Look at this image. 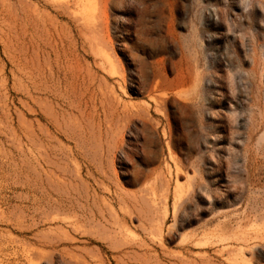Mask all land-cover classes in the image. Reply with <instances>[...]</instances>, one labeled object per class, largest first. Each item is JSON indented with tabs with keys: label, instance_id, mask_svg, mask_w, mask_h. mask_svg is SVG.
<instances>
[{
	"label": "rangeland",
	"instance_id": "obj_1",
	"mask_svg": "<svg viewBox=\"0 0 264 264\" xmlns=\"http://www.w3.org/2000/svg\"><path fill=\"white\" fill-rule=\"evenodd\" d=\"M77 2L0 0V264H264V0Z\"/></svg>",
	"mask_w": 264,
	"mask_h": 264
},
{
	"label": "bare ground",
	"instance_id": "obj_2",
	"mask_svg": "<svg viewBox=\"0 0 264 264\" xmlns=\"http://www.w3.org/2000/svg\"><path fill=\"white\" fill-rule=\"evenodd\" d=\"M77 1H79V2H77V3H80L81 2V5L83 4V6L85 5L86 6V8L91 4V3H93L95 0H77ZM85 9V8H84ZM86 10V9H85ZM82 11V10H81ZM79 13H80V11H79ZM89 13V12H88ZM88 13H87V11H85L84 12V14L82 15L83 16V19H85V20H87V23L89 24V21H94V19L92 18V17H90L89 15H88ZM80 16V18L82 19V17H81V15H79ZM82 19V20H83ZM67 53V52H66ZM66 53H65V55H66ZM72 60V59H71ZM71 60H70V62H71ZM72 63V62H71ZM63 65V64H62ZM68 68V67H67ZM61 72V71H60ZM66 73V72H65ZM65 76V75H64ZM69 80V79H68ZM69 84V83H68Z\"/></svg>",
	"mask_w": 264,
	"mask_h": 264
}]
</instances>
